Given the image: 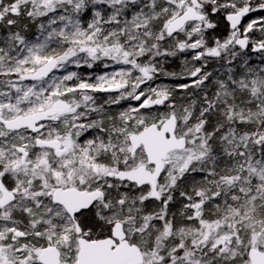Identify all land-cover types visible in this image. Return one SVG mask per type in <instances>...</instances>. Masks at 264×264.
I'll use <instances>...</instances> for the list:
<instances>
[{
  "label": "snow or ice",
  "instance_id": "1",
  "mask_svg": "<svg viewBox=\"0 0 264 264\" xmlns=\"http://www.w3.org/2000/svg\"><path fill=\"white\" fill-rule=\"evenodd\" d=\"M0 264H264V0H0Z\"/></svg>",
  "mask_w": 264,
  "mask_h": 264
}]
</instances>
